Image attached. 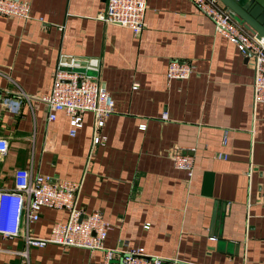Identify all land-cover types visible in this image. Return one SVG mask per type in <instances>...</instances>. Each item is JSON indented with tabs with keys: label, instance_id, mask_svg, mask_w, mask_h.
Returning a JSON list of instances; mask_svg holds the SVG:
<instances>
[{
	"label": "crops",
	"instance_id": "obj_1",
	"mask_svg": "<svg viewBox=\"0 0 264 264\" xmlns=\"http://www.w3.org/2000/svg\"><path fill=\"white\" fill-rule=\"evenodd\" d=\"M20 1L30 3L29 20L0 19L8 186L17 169L82 181L78 206L102 214L111 227L105 247L120 254L143 248L182 264H264V104L253 102L250 61L188 0H147L138 36L98 19L107 0ZM171 61L191 64L190 78L167 81ZM70 68L114 99L103 146L92 148L91 113L70 137L68 118L48 121L39 101L56 69ZM174 148L193 152L190 185L168 157ZM67 218L43 208L31 234L46 238ZM22 249L20 238L0 236V264H18ZM29 260L102 264L103 253L49 244L31 248Z\"/></svg>",
	"mask_w": 264,
	"mask_h": 264
},
{
	"label": "built area",
	"instance_id": "obj_2",
	"mask_svg": "<svg viewBox=\"0 0 264 264\" xmlns=\"http://www.w3.org/2000/svg\"><path fill=\"white\" fill-rule=\"evenodd\" d=\"M194 8L212 22L214 32L231 42L240 54L250 61L253 72V102L264 104V40L236 22L218 0H188ZM147 0H107L105 10L98 19L128 29L134 36L140 35L145 22ZM31 6L28 1L0 0V19H30ZM189 63L171 61L167 65V81H185L193 73ZM138 89L134 84L133 91ZM18 93L31 101L23 91ZM48 107V121L53 122L57 113L68 118L69 135L74 137L82 127L85 113L94 116L92 148L103 146L107 138L99 134L107 119L114 112L112 95L93 78L73 68L56 69L52 88L46 97L39 100ZM14 103H9V108ZM167 120V115H162ZM144 127L142 126L141 129ZM225 142V139H224ZM8 141L0 137V236L20 238L23 249L17 252L18 264H30L29 250L43 248L49 244L62 248H80L94 253H103L102 264H182L177 258L164 259L148 256L143 248H133L121 254L107 249L105 240L111 227L99 211L85 213L78 206L82 181L53 179L45 175H32L27 169H17L8 186L1 163L8 153ZM168 157L175 169L183 171L190 185L194 174V155L179 148L171 149ZM43 208L65 211L67 221L55 224L48 237L38 238L31 234L30 226L38 221ZM148 228V225L145 227ZM210 240L214 241V238Z\"/></svg>",
	"mask_w": 264,
	"mask_h": 264
},
{
	"label": "water",
	"instance_id": "obj_3",
	"mask_svg": "<svg viewBox=\"0 0 264 264\" xmlns=\"http://www.w3.org/2000/svg\"><path fill=\"white\" fill-rule=\"evenodd\" d=\"M236 22L264 40V0H218Z\"/></svg>",
	"mask_w": 264,
	"mask_h": 264
}]
</instances>
